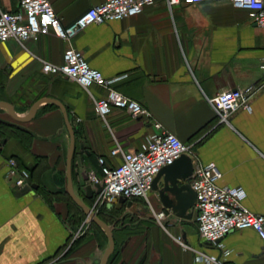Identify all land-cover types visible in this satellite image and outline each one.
Returning a JSON list of instances; mask_svg holds the SVG:
<instances>
[{"label": "crops", "instance_id": "0c3cea01", "mask_svg": "<svg viewBox=\"0 0 264 264\" xmlns=\"http://www.w3.org/2000/svg\"><path fill=\"white\" fill-rule=\"evenodd\" d=\"M104 1L49 0L62 26ZM18 2L0 0V9L14 12ZM71 46L104 78H118L113 84L117 92L147 109L181 142L193 145L199 163H214L221 173L219 187L241 189L242 205L264 215V31L246 11L222 1L168 7L155 0L136 16L88 26ZM68 47L53 35L31 39L24 49L13 41L0 43V101L25 117L45 99L25 123L0 107L1 121L24 126L31 134L13 126L0 140V264H100L109 246L103 230L85 225L76 246L68 247L82 224L69 219L70 137L55 101L65 107L75 138L72 191L90 208L97 187L89 184L88 174L100 176L98 157L117 165L120 159L109 157L114 141L125 151H137L154 132L151 121L132 119L119 109L111 110L105 125L80 85L43 74L35 57L61 64ZM251 85L260 89L250 99V110H238L229 125L216 126L208 100ZM90 91L96 99L105 96L97 87ZM10 158L31 175L35 189L21 193L14 185L7 176ZM148 198L165 215L160 224L142 200L117 199L110 205L125 210L116 223L100 218L112 228L114 239L107 264H206L195 260L196 251L220 264H264V245L253 230L233 231L210 244L198 233L194 207L190 219H181L162 206L157 192L151 190Z\"/></svg>", "mask_w": 264, "mask_h": 264}, {"label": "built area", "instance_id": "2783aa9c", "mask_svg": "<svg viewBox=\"0 0 264 264\" xmlns=\"http://www.w3.org/2000/svg\"><path fill=\"white\" fill-rule=\"evenodd\" d=\"M168 7L179 3L197 5L208 2H226L235 9L247 12L248 18L264 31V0H164ZM155 0H105L91 7L72 24L62 26L49 0H19L14 12L0 9V43L13 41L21 48L26 42L38 36L53 35L69 47L62 56L61 64L39 59L45 75L62 77L80 85L90 97L96 116L107 125L112 109L127 113L132 119L151 121L154 132L150 134L137 151H125L117 141L109 152L110 158H119L120 163L111 165L98 157L100 176L88 174L89 184L99 186L95 194L94 207L111 205L117 199L142 200L157 223L165 218L162 211H156L148 198L154 177L161 168L171 165L182 155L191 158L193 171L190 188L195 193V222L200 237L207 243L217 244L233 231L251 229L264 245V215L250 212L242 205L244 192L239 188L218 186L221 173L214 163L201 164L194 158L193 145L181 142L174 134L166 131L154 121L147 109L136 101L128 99L113 88L118 78H104L89 67L83 55L71 46L73 38L93 24L118 21L136 16L153 5ZM104 91L105 96L96 99L91 88ZM260 87L251 85L241 89H229L208 100L216 117L215 125H229V117L238 110H250V99ZM1 145V141H0ZM7 176L14 180L18 189L30 185V174L21 169L15 159L7 160ZM89 219L87 218L85 223ZM85 224L71 235L70 245L84 233ZM184 246V245H183ZM195 260L206 264H220L219 261L196 251Z\"/></svg>", "mask_w": 264, "mask_h": 264}, {"label": "water", "instance_id": "95a60500", "mask_svg": "<svg viewBox=\"0 0 264 264\" xmlns=\"http://www.w3.org/2000/svg\"><path fill=\"white\" fill-rule=\"evenodd\" d=\"M46 100H50V99H46ZM42 102H45V99L44 101L41 100L36 102L31 107L30 111L25 117L17 115L13 111L12 107L4 101H0V107L5 108L15 121L19 123H25L34 117L37 107ZM55 103L58 105L59 109L63 113L65 125L70 137L69 148L66 157L67 194L69 195L70 199L82 210L85 217H87L90 220V222L98 226L106 234L107 239L109 241V246L103 253L100 264H107L114 250V239L112 234V228L108 226L105 222H103L99 217H97L94 214L93 210L87 205H85V203L81 201L72 191L71 163L75 151V138H74L72 126L68 120L65 107L58 101H55ZM12 125L16 129L30 134V132L24 126L14 125V124ZM2 142H5V139L2 140ZM192 171H193V164L191 158L187 155H182L171 165L161 168L160 171L157 173V175L154 177V180L151 184V190L157 192L159 201L162 204V206L165 209L170 210L172 214L175 215V217L177 218L190 219L192 215L191 212L196 201L195 193L192 191L189 185ZM161 179H162V187L159 186V182ZM96 187L97 189H99V186L96 185ZM35 188L36 186L33 184L29 186H25L24 188L21 189V193H26L31 189H35ZM85 191L87 192V194H89L91 191V186L87 185L85 187ZM119 200L121 202H125L124 198H119Z\"/></svg>", "mask_w": 264, "mask_h": 264}, {"label": "rangeland", "instance_id": "374dc122", "mask_svg": "<svg viewBox=\"0 0 264 264\" xmlns=\"http://www.w3.org/2000/svg\"><path fill=\"white\" fill-rule=\"evenodd\" d=\"M112 205V204H111ZM91 209L93 210L94 214L97 216V213L100 212L101 216L104 218V220L110 222V223H116L118 222V220H120V216L122 215V213L125 211L124 209H115V207H111L110 205H101L98 207H91ZM116 210V211H115ZM79 215V214H78ZM83 218V219H82ZM81 221H78V223L76 225H89V227H91L93 224L92 222H90V220L85 223L87 217H82ZM100 218V217H99ZM146 218L147 219H151L150 214H146Z\"/></svg>", "mask_w": 264, "mask_h": 264}, {"label": "trees", "instance_id": "16d2710c", "mask_svg": "<svg viewBox=\"0 0 264 264\" xmlns=\"http://www.w3.org/2000/svg\"><path fill=\"white\" fill-rule=\"evenodd\" d=\"M11 129H14L13 125H11L9 123H6L5 121H1L0 120V140L2 138H4ZM23 134L31 136V134H28V133H25V132H23ZM30 179H31V175H30ZM67 200H68V203H69V219L77 224L78 221H81V218H82L81 214H79V209L77 208L76 204L73 201H71L70 198H68ZM97 217H100L101 219H103V221H106L101 216L100 212L97 213ZM92 226H96V225L93 224ZM79 240L80 239H77L75 242H73V244L70 247V250H72L76 246V244L78 243Z\"/></svg>", "mask_w": 264, "mask_h": 264}]
</instances>
